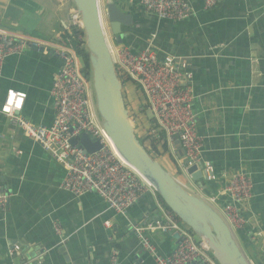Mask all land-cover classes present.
Segmentation results:
<instances>
[{
    "label": "crops",
    "instance_id": "1",
    "mask_svg": "<svg viewBox=\"0 0 264 264\" xmlns=\"http://www.w3.org/2000/svg\"><path fill=\"white\" fill-rule=\"evenodd\" d=\"M117 2L141 18L125 44L142 48L154 33L161 58L173 54L190 61L203 158L213 171L209 177L202 168V185L186 175L188 185L209 196L236 173L249 177L252 196L243 204L249 222L234 234L249 263L264 264V0H220L211 8L193 0V13L182 21L159 19L138 2ZM73 9L71 0H0V28L62 45L72 30ZM62 63L53 48L9 55L0 77V107L8 89L24 91L25 117L50 126L56 114L51 89ZM140 94L133 82L125 85L133 113L144 104ZM145 115L152 118L148 108ZM5 120L0 117V132L6 129L0 137V182L10 201L0 210V264H111L114 257L115 264H158L157 255H172L176 235L146 232L151 251L132 228L164 219L157 194L144 193L126 216L96 192L75 196L60 186L64 167ZM15 245L21 249L12 255Z\"/></svg>",
    "mask_w": 264,
    "mask_h": 264
},
{
    "label": "built area",
    "instance_id": "2",
    "mask_svg": "<svg viewBox=\"0 0 264 264\" xmlns=\"http://www.w3.org/2000/svg\"><path fill=\"white\" fill-rule=\"evenodd\" d=\"M124 1L126 7L138 2L145 12L171 21H182L194 11L193 0ZM219 1L205 0V7H214ZM71 18V27H77L78 32L74 38H66L62 45H53L43 39L18 35L0 28V77L6 58L11 54L22 53L28 47H35L45 53L53 48L63 61L52 84L51 97L56 114L50 126L25 117L23 111L27 93L13 88L7 90L0 107V117L2 121L10 120L26 138L37 142L64 167L65 176L60 185L63 190L75 196L96 192L116 213L126 216L131 205L144 193H158L141 173L119 155L101 124L91 80L82 71L83 60L79 50L86 47V35L81 14L76 8L72 10ZM104 26L116 67L140 85L152 118L166 135L177 171L189 176L187 169L190 165L204 164L207 176L211 177L213 165L204 161L203 138L198 132V116L193 107L192 72L188 58L173 54L161 58L153 44L154 33L152 41L139 49H134L130 44H119L109 28ZM9 100L13 101L11 105ZM16 101L22 102L19 109L15 108ZM5 132L6 129H3L0 137ZM85 132L100 141L101 150L87 154L78 145L71 144L72 138H79ZM177 140L182 156L178 155ZM182 184L190 189L188 184ZM200 196L222 215L233 232L249 222L243 215V204L248 203L252 196V182L246 174L236 173L215 193ZM9 201L10 195L0 182V210H6ZM162 210L163 220L132 227L144 246L151 251L155 250L146 232L160 231L177 236V247L172 255H157L158 264H219L207 244L190 228L183 226L170 208L164 206ZM20 249V245H15L9 253L13 255ZM115 263L114 257L111 264Z\"/></svg>",
    "mask_w": 264,
    "mask_h": 264
},
{
    "label": "water",
    "instance_id": "3",
    "mask_svg": "<svg viewBox=\"0 0 264 264\" xmlns=\"http://www.w3.org/2000/svg\"><path fill=\"white\" fill-rule=\"evenodd\" d=\"M117 1L105 0V13L111 34L117 43L124 44L130 36L129 28L138 24L141 18L122 10ZM71 2L82 17L96 110L119 155L154 186L177 218L207 244L219 264H250L222 215L200 195L184 186L139 140L133 111L124 97V83L118 75L105 35L100 0ZM70 142L87 154L102 149L100 141L86 132ZM180 153L182 155V151ZM202 168V164H193L187 169L199 185L204 178ZM38 262V259L34 260L33 264Z\"/></svg>",
    "mask_w": 264,
    "mask_h": 264
},
{
    "label": "trees",
    "instance_id": "4",
    "mask_svg": "<svg viewBox=\"0 0 264 264\" xmlns=\"http://www.w3.org/2000/svg\"><path fill=\"white\" fill-rule=\"evenodd\" d=\"M77 32H78V28L75 26L72 27L71 33H69L66 36V38H74ZM79 54L83 60L82 71L88 78H90V61H89V53L87 51V48L84 47V49H80ZM117 71H118L119 77L123 80V83H124V97H126L125 85L129 82H133L136 85L138 91H140V85L137 83V81L133 80L126 73H123L121 69L117 68ZM140 98H142L144 101V96L142 95V93L140 94ZM126 103L127 105H129L128 102ZM147 108H148L147 103L141 104L139 102L138 106H136L134 110L135 112L133 113V118L136 123L138 138L141 141V143L144 145V147L147 149V151L150 154H152L155 159L159 160L162 156L168 154V156L171 158V162H173V165L176 166L173 157L170 155L169 146L166 140L165 133L159 127L157 121L154 118H148V119L146 118L147 115H145V110H147ZM147 124H149V128L145 127ZM177 173L181 175L179 170L177 171ZM160 199L162 203L164 204V206L168 208V206L165 204L163 199L161 197Z\"/></svg>",
    "mask_w": 264,
    "mask_h": 264
},
{
    "label": "rangeland",
    "instance_id": "5",
    "mask_svg": "<svg viewBox=\"0 0 264 264\" xmlns=\"http://www.w3.org/2000/svg\"><path fill=\"white\" fill-rule=\"evenodd\" d=\"M100 3H101V6H102V10H103V19H104V24L106 25V27L109 28V24L107 22V18H106V13H105V0H100ZM142 103H145V102H142ZM149 110V109H148ZM149 117V116H148ZM152 117V116H151ZM133 121H134V118H133ZM135 123V121H134ZM136 125V123H135ZM160 163L167 169V170H170V172L176 176L177 178H180V180L184 183H187L189 184V180H188V177L182 173L181 175H179L177 173V169L176 167H173V162H171V158L168 156V154L162 156L160 159H159ZM191 189L195 190V187H191ZM182 225L185 226L186 228H189L186 224H184L182 221H181ZM199 238V237H198Z\"/></svg>",
    "mask_w": 264,
    "mask_h": 264
},
{
    "label": "clouds",
    "instance_id": "6",
    "mask_svg": "<svg viewBox=\"0 0 264 264\" xmlns=\"http://www.w3.org/2000/svg\"><path fill=\"white\" fill-rule=\"evenodd\" d=\"M13 99H15V97H13ZM9 105H11L12 103H13V101L12 100H9ZM22 106V102L21 101H16V103H15V108L16 109H19L20 107ZM7 110V109H6Z\"/></svg>",
    "mask_w": 264,
    "mask_h": 264
}]
</instances>
